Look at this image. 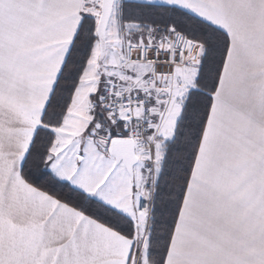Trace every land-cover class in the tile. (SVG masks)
<instances>
[{
	"label": "snow or ice",
	"instance_id": "1",
	"mask_svg": "<svg viewBox=\"0 0 264 264\" xmlns=\"http://www.w3.org/2000/svg\"><path fill=\"white\" fill-rule=\"evenodd\" d=\"M0 264H264V0H0Z\"/></svg>",
	"mask_w": 264,
	"mask_h": 264
}]
</instances>
